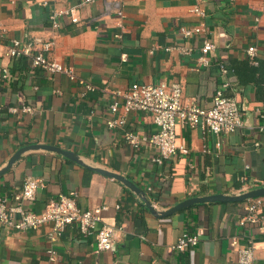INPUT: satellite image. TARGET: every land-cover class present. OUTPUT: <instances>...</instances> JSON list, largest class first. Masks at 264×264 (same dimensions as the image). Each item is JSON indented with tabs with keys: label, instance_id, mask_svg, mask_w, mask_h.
<instances>
[{
	"label": "crops",
	"instance_id": "obj_1",
	"mask_svg": "<svg viewBox=\"0 0 264 264\" xmlns=\"http://www.w3.org/2000/svg\"><path fill=\"white\" fill-rule=\"evenodd\" d=\"M41 1L0 0V21L7 28L0 42V169L29 144L59 146L77 153L83 164L52 150H27L0 175V194L13 201L26 178L38 177L43 185L31 209L41 211L51 200L77 191L82 208L107 205L104 221L117 230L113 248L104 251L93 240L80 241L78 227L70 226L54 243L57 254L50 261L49 224L27 230L0 227V264H239L237 248L249 236L255 242L257 264H264V226L240 223L249 199L194 203L161 216L125 183L89 168L124 175L158 211L191 197L240 194L264 186V131L258 127V109L264 108V0H201L207 32L189 40L181 26L199 22L191 12L196 0H118L122 17L108 5L115 0H54L48 5ZM54 9H76L79 20L63 15L54 28ZM205 36L216 44L206 64L200 61ZM11 38L32 47L37 40L53 39L47 56L74 69L95 89L82 96L84 87L65 73L32 68L27 57H10ZM181 45L192 51L181 53ZM251 45L257 47L258 64L247 56ZM4 67L9 78L2 75ZM136 82L180 83L185 101L205 108L228 83L225 93L236 97L245 125L215 134L178 121L177 143L189 152L157 163L159 151L153 144L136 148L126 139L130 131L152 135L158 127L151 114L132 111L126 113L123 126L107 125L114 116L109 91L126 90ZM23 105L34 111L9 110ZM198 229L203 230L198 246L183 251L175 247L183 232Z\"/></svg>",
	"mask_w": 264,
	"mask_h": 264
},
{
	"label": "built area",
	"instance_id": "obj_2",
	"mask_svg": "<svg viewBox=\"0 0 264 264\" xmlns=\"http://www.w3.org/2000/svg\"><path fill=\"white\" fill-rule=\"evenodd\" d=\"M54 0H42L43 5L50 4ZM93 1V0H87ZM196 0L191 8V12L199 17V22L190 26H181V34L186 39H191L195 35L207 32L205 23V10ZM237 0H231L234 3ZM115 8L119 17L124 15L121 3L115 0L108 3ZM111 6H108L109 8ZM69 15L72 22H78L79 18L76 9H54L50 13V21L54 28L61 25L60 17ZM7 28L0 21V42L6 37ZM120 38L121 35L116 34ZM54 46L53 39H40L36 41L35 47L23 42L20 38H11L7 47V55L12 58L27 57L32 68H42L49 72H63L71 81L84 87L82 96L87 91L95 89V86L79 77L74 69L65 67L57 60L47 56ZM216 44L205 36L201 46L202 56L200 61L204 64L208 62L207 55L214 50ZM181 53L189 54L192 51L190 46H177ZM173 49L172 46L167 47ZM247 56L254 64H258L257 47L251 45L246 50ZM123 61L128 60V55L123 53ZM226 72V69H222ZM4 78H9L11 73L8 68L1 69ZM228 83L218 89L214 95L212 106L205 108L197 101H185L183 89L177 82L133 83L126 90H110L112 102L109 107L114 116L107 120L109 128L121 127L125 124V115L132 111H143L152 115L153 122L157 125V130L152 135L139 136L134 132H127L126 139L134 147L138 148L141 143L153 144L159 154L154 160L162 163L166 159L176 156L178 153L189 152L187 147L177 143V122L182 121L189 127L201 128L215 134L232 133L244 127L245 121L241 113L236 97L225 93ZM0 101V109L2 108ZM13 113L18 111L31 112L34 108L23 105L21 108L10 107ZM261 131H264V108L258 109ZM43 185V180L38 177H28L25 179L22 189L17 192L13 201L6 195L0 194V227L14 228L18 230L38 229L46 224L50 225L48 239L50 246L46 249L49 260L55 259L57 250L54 243L70 226L78 227L81 237L80 241H91L95 243L98 250L110 251L113 248V241L116 234V226L104 221L103 212L108 209L107 205L94 209L82 208L78 203V192L72 191L66 195H60L59 199L51 200L41 211L31 209L30 203L36 199L38 189ZM120 204L116 208H120ZM264 196L251 198L245 206V215L241 217V225L254 224L264 226ZM203 230L195 232H183L175 245L179 251L187 248H195L199 245ZM247 243L237 248V262L239 264H257L255 242L251 236L247 238ZM237 244V238L233 239Z\"/></svg>",
	"mask_w": 264,
	"mask_h": 264
},
{
	"label": "water",
	"instance_id": "obj_3",
	"mask_svg": "<svg viewBox=\"0 0 264 264\" xmlns=\"http://www.w3.org/2000/svg\"><path fill=\"white\" fill-rule=\"evenodd\" d=\"M38 148H44L47 150L59 152V153L65 155L66 157L70 158L71 160L83 164V162L81 161V159L79 158L77 153L62 149L59 146L51 145V144H29V145L21 147L11 156L7 165L5 167H3L2 169H0V175L6 173L12 167V165L21 157V155L25 151L30 150V149H38ZM89 168H92L96 171H99V172L105 174V175L114 177V178L122 181L129 188H131L136 193H138L139 195L142 196V198L144 199V201L147 204L150 211H152L155 214L161 215V216H166V215L175 213V212H177L183 208H186L190 205H193L194 203H201V202H207V201H209V202H213V201L237 202V201H244V200H247L250 198L264 196V186H262V187H258V188H254V189L245 191V192L240 193V194L217 193V194L205 195L202 197H191V198H188V199H185V200L179 202L178 204H176L175 206L171 207L168 210L158 211L152 206V203L145 197L142 190L139 187H137L132 181H130L124 175L113 172V171H109V170H106L103 168H99V167H89Z\"/></svg>",
	"mask_w": 264,
	"mask_h": 264
}]
</instances>
